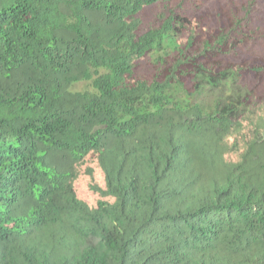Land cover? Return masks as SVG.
Listing matches in <instances>:
<instances>
[{"label": "trees", "instance_id": "trees-1", "mask_svg": "<svg viewBox=\"0 0 264 264\" xmlns=\"http://www.w3.org/2000/svg\"><path fill=\"white\" fill-rule=\"evenodd\" d=\"M0 264H264V0H0Z\"/></svg>", "mask_w": 264, "mask_h": 264}, {"label": "rangeland", "instance_id": "rangeland-1", "mask_svg": "<svg viewBox=\"0 0 264 264\" xmlns=\"http://www.w3.org/2000/svg\"><path fill=\"white\" fill-rule=\"evenodd\" d=\"M146 60H144L145 63H147L146 61L148 60V57L145 58Z\"/></svg>", "mask_w": 264, "mask_h": 264}]
</instances>
